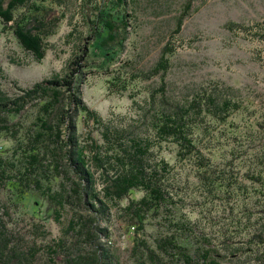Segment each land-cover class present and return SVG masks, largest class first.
Segmentation results:
<instances>
[{
  "label": "trees",
  "instance_id": "1",
  "mask_svg": "<svg viewBox=\"0 0 264 264\" xmlns=\"http://www.w3.org/2000/svg\"><path fill=\"white\" fill-rule=\"evenodd\" d=\"M109 1V8L94 5L86 17L87 44L91 40L106 64L123 49L128 28L125 8L118 9L124 0ZM56 3L0 0V24L34 60L43 59L65 15ZM189 6L190 0L184 10ZM236 28L264 43V20ZM177 47L175 40L166 41L143 78H160L140 109L146 132L106 124L81 100L85 44L63 75L24 88L14 83L11 93L0 85V134L11 137V154L0 155V191L7 192L6 207L19 209L25 195L41 194L52 203L53 221L62 225L66 219L62 235L43 244L50 264H115L99 242L109 240V223L118 212L127 216L132 264H264V141L251 156L243 147L262 124L248 120L238 127L234 116L242 104L217 86L171 100L165 76ZM116 78L123 86L130 83ZM29 107V125L13 121ZM80 112L84 130L99 127L98 141L82 139ZM165 146L173 147L172 161L158 151ZM219 208L226 217L214 222ZM149 220L155 221L153 233L146 232ZM7 233L0 221V264H24L28 252ZM28 250L31 261L34 247Z\"/></svg>",
  "mask_w": 264,
  "mask_h": 264
},
{
  "label": "rangeland",
  "instance_id": "2",
  "mask_svg": "<svg viewBox=\"0 0 264 264\" xmlns=\"http://www.w3.org/2000/svg\"><path fill=\"white\" fill-rule=\"evenodd\" d=\"M59 1L61 4L53 5H58L55 9L65 15L56 34L48 38V49L40 61L27 54L12 31L0 24V69L4 74L0 85L6 91L13 92L14 83L24 88L36 81L63 75L69 61L85 44L89 52L80 84L81 100L106 124L135 125L136 131H145L144 120L139 122L142 115L140 109L151 88L158 86L160 78H143L148 76L149 69L158 60L166 41L175 40L178 47L171 56L165 76L168 97L180 100L217 86L224 96L242 104L243 109L234 116L238 127L248 120L262 124L260 128L256 127L259 133L252 139L243 140L245 156L261 149L264 141V43L250 37L247 32L237 31L239 28L236 25H245L249 29L264 20V0H190L187 10L184 8L189 0H124L123 5L118 6L119 10L125 8L128 21L124 47L107 64L100 51L90 46L91 40L87 44L90 33L86 17L91 16L94 5L109 8L112 2ZM182 13L185 14L180 22ZM118 75L125 80L128 78L130 83L123 86L121 79L116 78ZM110 80L114 86H111ZM27 110L19 117H13V121H21L25 127L29 125L33 121L34 109L29 107ZM80 115L81 112L77 125L83 133L82 139L89 140L88 135H91L98 141L99 127L90 124L84 130ZM129 129L135 130L133 127ZM10 138V134H0V155L4 157L11 154ZM158 151L173 160L172 146ZM58 182L59 179H56L55 187H58ZM6 195L7 192L3 194L0 191V221L6 224L11 243L19 244L18 247L28 252L24 264H50L42 249L43 244L62 235L61 227L66 224V219L62 225L55 223L51 218L52 203L41 194L25 195L21 209L6 207ZM134 195L139 196L140 193ZM217 211L219 214L214 216V222L221 221L227 214L220 208ZM121 215L114 213L109 223V243L101 240L99 244L109 250L108 255L115 264H132L128 220L126 215ZM33 221L42 223L43 231L30 226ZM154 223L153 220L148 221L147 233L154 232ZM29 247H34L31 261L29 253L32 250H28Z\"/></svg>",
  "mask_w": 264,
  "mask_h": 264
},
{
  "label": "built area",
  "instance_id": "3",
  "mask_svg": "<svg viewBox=\"0 0 264 264\" xmlns=\"http://www.w3.org/2000/svg\"><path fill=\"white\" fill-rule=\"evenodd\" d=\"M132 230H133V227H132Z\"/></svg>",
  "mask_w": 264,
  "mask_h": 264
}]
</instances>
